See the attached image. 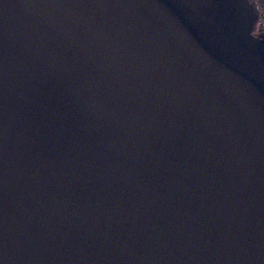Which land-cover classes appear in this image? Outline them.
I'll list each match as a JSON object with an SVG mask.
<instances>
[{
  "label": "water",
  "instance_id": "1",
  "mask_svg": "<svg viewBox=\"0 0 264 264\" xmlns=\"http://www.w3.org/2000/svg\"><path fill=\"white\" fill-rule=\"evenodd\" d=\"M258 0H0V264H264Z\"/></svg>",
  "mask_w": 264,
  "mask_h": 264
},
{
  "label": "trees",
  "instance_id": "2",
  "mask_svg": "<svg viewBox=\"0 0 264 264\" xmlns=\"http://www.w3.org/2000/svg\"><path fill=\"white\" fill-rule=\"evenodd\" d=\"M260 10L262 11L264 15V0H258Z\"/></svg>",
  "mask_w": 264,
  "mask_h": 264
},
{
  "label": "rangeland",
  "instance_id": "3",
  "mask_svg": "<svg viewBox=\"0 0 264 264\" xmlns=\"http://www.w3.org/2000/svg\"><path fill=\"white\" fill-rule=\"evenodd\" d=\"M263 24H264V20H263ZM262 29H264L262 26H261Z\"/></svg>",
  "mask_w": 264,
  "mask_h": 264
}]
</instances>
